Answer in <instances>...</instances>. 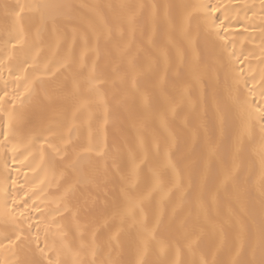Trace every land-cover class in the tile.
Masks as SVG:
<instances>
[{
  "label": "bare ground",
  "instance_id": "6f19581e",
  "mask_svg": "<svg viewBox=\"0 0 264 264\" xmlns=\"http://www.w3.org/2000/svg\"><path fill=\"white\" fill-rule=\"evenodd\" d=\"M218 2L229 0H0V53L17 33L25 37L15 58L0 67V88L9 81V91L16 83L24 90L23 81L9 77L8 63L14 68L35 57L40 65L39 71L28 73L35 95L13 140L15 151L0 149V179L11 174L16 184L9 186L17 200L29 203L24 227L32 225L30 240L38 237L41 248L47 240L52 249L51 233L58 230L52 221L61 226L71 222L72 215L63 211L68 204L79 210L86 240L95 238L97 254L88 258L97 264H193L201 257L231 264L246 258L237 255L232 238L237 219L247 222L251 214L258 222L260 215L264 133L256 109L264 110L261 20L251 12L252 19L245 20L241 13L224 40L208 37L206 27L194 21L185 36L181 24L190 9L181 6ZM231 2L255 4L259 12L260 0ZM32 3L52 7L44 10V19L27 9L20 18L5 19V4ZM213 15L222 18V10ZM38 30L41 38L36 41ZM228 41L232 51L243 52L241 60L248 59L234 63L237 71H229L225 80L216 53ZM233 78L240 80L244 114L257 117L251 138L244 137L238 153L234 138L240 110L234 107L228 113L223 133L216 119L217 108L230 103ZM244 80L254 86L253 93ZM134 81L139 91H132ZM0 117L7 125L2 110ZM56 119L63 120L61 132L69 144L48 131ZM49 142L66 151H53ZM227 174L236 179L226 183ZM137 202L134 217L122 215ZM58 206L62 215L50 212ZM221 227L228 238L223 246ZM153 230L158 239L181 242L163 251L151 245L142 253L141 240ZM186 233L199 236L195 254L181 239ZM31 249L14 259H44L47 264V258H56L54 250L42 257L35 243Z\"/></svg>",
  "mask_w": 264,
  "mask_h": 264
},
{
  "label": "snow or ice",
  "instance_id": "6c2138e0",
  "mask_svg": "<svg viewBox=\"0 0 264 264\" xmlns=\"http://www.w3.org/2000/svg\"><path fill=\"white\" fill-rule=\"evenodd\" d=\"M52 6L42 3H32L28 5H4L5 9V19L11 15H14L17 18H20L21 13L25 12L27 9L29 12H34L41 15V18L44 19V10ZM59 7H64L71 9L72 5H61ZM153 8L157 6L153 5ZM167 7V6H165ZM185 9H190L187 11L182 20V31L185 36L190 34L191 26L193 22H197V26L201 23L207 29L208 37H216L220 40H224L225 33H229V29L232 26L233 22H239L241 18V13H243V19L251 20L254 16H259L261 24L259 25L261 31V43L260 47V60L261 63H264V0H260L259 12H256V5H249L247 3H232L229 0L228 3H208V4H193V5H183L181 6ZM18 8L19 11L15 9ZM222 10V18L214 16L213 13L220 12ZM202 12L203 16H197L196 13ZM252 13V17L248 13ZM219 21V23H217ZM53 23L55 19L53 18ZM251 27V25H249ZM247 31V28L245 29ZM41 38V30H38L35 36V40L39 41ZM25 40V37L22 33H17L13 38H10L5 45V48L2 53H0V67L5 66V61L11 62L15 58L17 46L21 45ZM232 43L228 41L225 44L220 45L217 55L218 63V72L223 71L225 80L229 79V71H237L235 67H232L234 63H244V60H247L248 57L245 56L244 60H241L240 57L243 55L241 51L238 54L236 51H232L228 44ZM233 47L235 45L233 44ZM9 68V77L14 76V82L23 81L24 90L20 91L19 83H16V86L9 91L8 84L9 81H5L3 88H0V110H2L8 120V124L3 123L4 117H0V149L5 153L9 150L15 151L16 144L13 143V140L16 138L17 134L20 131V123L25 118L26 115V106L33 103V98L35 95V88L32 87V80L29 79L28 73H35L40 70L39 62L36 61L35 57H32L31 60L24 58L20 60L15 67L11 63L7 64ZM47 71V69H46ZM242 71V70H241ZM35 79V77L33 78ZM219 79V74L217 75ZM252 80L255 81L256 77L253 76ZM42 83V81H41ZM239 84L240 80L233 78V87L229 89L230 103L225 104L222 108H217L216 119L220 128L221 133H223L227 121L228 113L232 108L240 110V122L239 128L234 138V145L237 153L240 151L244 137L247 135L251 138L252 128L254 127L253 121L257 117L248 112L247 115L244 114L243 102L240 99L239 95ZM243 84L245 87H248L249 94L254 92V86L249 87L248 81L244 80ZM259 88L261 90V95L264 96V69H261L260 79H259ZM132 91H139L136 86L135 81L133 82ZM215 99V97H214ZM17 101H20L19 106H17ZM11 105V107H9ZM259 112L258 120L260 122L261 132L264 133V110L256 109ZM63 126L62 119H56L53 121V124L48 128V131L56 137L57 140L61 141L64 144H69V140H66L64 135L61 132ZM39 139V137H37ZM70 139V138H69ZM11 145V149H10ZM43 146V145H42ZM73 150H75V145H70ZM49 147L59 153L61 151H66L62 149L59 144L54 142H49ZM99 151V148H98ZM260 153H261V180H260V191H261V201H260V215L259 221L257 222L254 215L249 214L247 217V222H241L238 219L234 222L236 224V232L232 238V246L236 249L238 256H245L244 259H234L231 261V264H264V136L261 137L260 143ZM41 159H43V153H41ZM7 167V164H5ZM135 172V168L133 169ZM236 177H233L231 174L225 175V182H232ZM16 184V179L11 176V174L0 179V264H44V259H21L15 260L14 258L22 252L32 251L31 245L36 244V249L39 250L41 256H44L49 250H54L56 252V258H47V264H97L96 260L89 259V256L95 257L97 254V246L95 238L90 242L86 240L85 228L82 231V225L79 218V210L73 211V209L65 204L63 207L64 212H69L72 215V220L67 225L61 226L58 221L53 219L52 225L57 227L55 233H51L55 239L53 241L52 249L49 248L47 240L43 248L40 247L38 243V237L36 241L30 240L29 236L31 235L30 229L32 225H28L27 230L24 225L27 221L24 219L26 211L29 209L28 200H24L20 203L16 196L14 195L13 189L9 186ZM33 196H36L37 193L33 191ZM191 195V193H189ZM203 196V192L199 194ZM214 198V197H213ZM31 199V197H29ZM139 202L133 205H129L125 212L122 215L135 216V209L138 206ZM32 208L36 211H39V207L33 202ZM54 211L57 215H62L61 207H56L55 209L50 210ZM115 215V214H114ZM31 213L28 212V219H31ZM49 225V228L52 226ZM49 228L45 229V236L47 238L49 234ZM221 235V246L227 243V236L224 233V228H220ZM185 234L181 239L184 242V245L187 247L188 251L195 254L199 251L200 240L199 236ZM180 239L176 241H170L165 239H158L155 235V232H147L143 239L141 240L142 249L141 252H147L149 246L156 245L161 251L165 248L170 247L173 243L179 245ZM118 243V241H117ZM179 251V248H177ZM7 252L8 258H4V253ZM109 264H120L119 261L109 262ZM144 264H148L147 261ZM193 264H223L222 261L213 259L208 260L204 257H201L200 261L193 262Z\"/></svg>",
  "mask_w": 264,
  "mask_h": 264
}]
</instances>
